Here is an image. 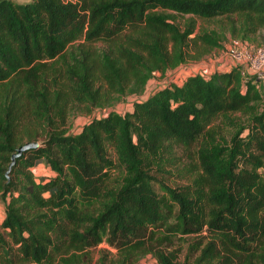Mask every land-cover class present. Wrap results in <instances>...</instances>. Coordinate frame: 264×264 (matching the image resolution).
I'll return each instance as SVG.
<instances>
[{
  "label": "trees",
  "instance_id": "obj_1",
  "mask_svg": "<svg viewBox=\"0 0 264 264\" xmlns=\"http://www.w3.org/2000/svg\"><path fill=\"white\" fill-rule=\"evenodd\" d=\"M228 35L264 43V0H0V264H92L102 242L115 251L99 249L96 264H185L172 245L189 236L195 264H264V87L253 74H189L91 116ZM70 107L89 116L76 133L61 127ZM25 120L41 144L6 176ZM183 156L185 183L157 177ZM41 163L53 174L36 181Z\"/></svg>",
  "mask_w": 264,
  "mask_h": 264
},
{
  "label": "rangeland",
  "instance_id": "obj_2",
  "mask_svg": "<svg viewBox=\"0 0 264 264\" xmlns=\"http://www.w3.org/2000/svg\"><path fill=\"white\" fill-rule=\"evenodd\" d=\"M13 1L26 3L31 0H13ZM173 15L174 17L172 19L176 23H180V24H183L188 17L187 15H181L178 13H175ZM201 26L207 29H211L217 27V23L213 21H209L205 23L202 21H198L197 28ZM230 38L233 37L228 35L227 39L222 42V46L220 48L213 49L211 52L204 55L199 60H189L184 64L180 65L179 67H177L176 69L168 70L164 74H161L159 72L153 74V76L146 85L145 92L142 95L128 94L126 96H123L117 101L112 102L110 105H107L106 107L95 108L91 116H101L109 109H112L119 113H123L124 111L127 110V108L131 107L130 105L133 103V101L141 100L147 97L154 90L166 84L180 83L189 74L200 73L204 76H207L215 69L220 67V65H222L226 51L225 47L228 44ZM251 45L257 46L256 44H251ZM261 45L264 46V43L258 44V46ZM55 61L56 59L47 61L46 66L47 67L55 66ZM88 119L89 116L85 114L83 111L79 110V108L70 107L69 113L66 116L65 124L61 125V127L65 131H67V133H76L80 130L81 126L88 121ZM27 124H28L27 120H25L24 122L21 121L18 124V131H19L18 142L20 145L29 141V139L25 137L22 131V129H24ZM223 132L225 135H228L227 129H225ZM41 138L42 137L39 136L35 139L38 144H41ZM187 160L188 159L185 156H183L177 167L175 168L167 167L166 172L158 174L157 177L160 178L164 183H166L169 186L182 185L186 181V179L184 178L185 172L183 168V165L185 164L183 163H186ZM179 169L182 170V172H180ZM33 173L35 174L36 181H39L45 176H51L53 174L52 170L44 163L37 165V167L33 169ZM1 209H2V201L0 199V210ZM193 238L195 237L189 236L185 238L174 239V244L172 245V248H175L177 250L178 260L180 262H184L185 264H195L194 259L198 255V251L194 250V247H190L191 244H188L194 240ZM99 249H106L109 250L110 252L115 251L114 249L109 247V245H107L106 242L100 243L97 246V248L94 250L95 256L92 264H96L95 260L98 258ZM138 264H157V261L152 255L148 254L144 256Z\"/></svg>",
  "mask_w": 264,
  "mask_h": 264
},
{
  "label": "built area",
  "instance_id": "obj_3",
  "mask_svg": "<svg viewBox=\"0 0 264 264\" xmlns=\"http://www.w3.org/2000/svg\"><path fill=\"white\" fill-rule=\"evenodd\" d=\"M225 50L227 63L224 66H238L242 75L253 74L264 87V46H253L238 38H230Z\"/></svg>",
  "mask_w": 264,
  "mask_h": 264
},
{
  "label": "water",
  "instance_id": "obj_4",
  "mask_svg": "<svg viewBox=\"0 0 264 264\" xmlns=\"http://www.w3.org/2000/svg\"><path fill=\"white\" fill-rule=\"evenodd\" d=\"M37 145H38L37 142H33V141H28V142H26V143H23V144L19 145V146L17 147V149H16V152L13 153V154L11 155V162H10V164H9V166H8V169H7L6 173H5L6 176H8L9 171H10V168L14 165L15 160H16L18 157H20L21 154H22L24 151H26V150L29 149V148L36 147Z\"/></svg>",
  "mask_w": 264,
  "mask_h": 264
},
{
  "label": "crops",
  "instance_id": "obj_5",
  "mask_svg": "<svg viewBox=\"0 0 264 264\" xmlns=\"http://www.w3.org/2000/svg\"><path fill=\"white\" fill-rule=\"evenodd\" d=\"M226 63H227V58L224 56V60H223L222 65H220V67H218L217 69H219V70L228 69L226 66H224ZM3 217H4V207H3V204H2V209L0 210V223H1L2 219H3Z\"/></svg>",
  "mask_w": 264,
  "mask_h": 264
}]
</instances>
